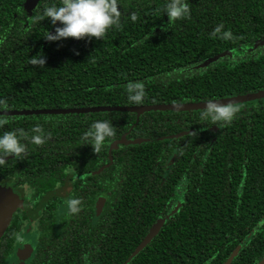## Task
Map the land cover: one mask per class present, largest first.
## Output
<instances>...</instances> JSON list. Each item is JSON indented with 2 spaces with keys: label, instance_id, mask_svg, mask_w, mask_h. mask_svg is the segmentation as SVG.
Masks as SVG:
<instances>
[{
  "label": "trees",
  "instance_id": "obj_1",
  "mask_svg": "<svg viewBox=\"0 0 264 264\" xmlns=\"http://www.w3.org/2000/svg\"><path fill=\"white\" fill-rule=\"evenodd\" d=\"M52 2L59 0H0V99L8 105L0 111L7 121L0 133L10 130L12 118H23L15 128L30 136L39 124L60 143L81 118L85 126L91 118L111 120L118 136L135 112H23L204 102L264 88V43L253 47L264 38V0H186L189 18L171 23L162 11L167 0H123L120 27L103 39L49 42L43 35L53 26L34 17ZM129 12L137 14L135 22ZM220 23L232 40L209 35ZM38 51L45 67L27 63ZM129 80L144 83V103L127 102ZM235 105L228 125L201 122V110L145 112L155 121L149 132L138 133L139 122L132 129L139 139L118 142L120 148L110 142L109 157L94 153V169L104 160L108 167L100 168L109 176L108 194L92 210L94 235L107 234L108 252L86 255L93 240L85 234L81 250L69 243L60 259L46 261L38 252L33 263L223 264L237 250L230 264H257L264 254V99Z\"/></svg>",
  "mask_w": 264,
  "mask_h": 264
},
{
  "label": "flooded vegetation",
  "instance_id": "obj_2",
  "mask_svg": "<svg viewBox=\"0 0 264 264\" xmlns=\"http://www.w3.org/2000/svg\"><path fill=\"white\" fill-rule=\"evenodd\" d=\"M245 108L249 109V106ZM79 114L91 113L77 115ZM133 114V123L129 128L107 141L102 147L101 151L106 153L105 157L111 154L110 142L118 144L122 138L129 141L139 139L138 136H134L136 131L132 133L134 125L139 122L141 126L138 133L151 130L155 122L151 115L142 117L145 112ZM90 120L91 118H88L85 126L81 118L78 127L74 126V132L59 136L60 143L53 142L50 136L39 146L23 141L27 145V155L19 160L11 156L6 157L5 167L0 166V186L7 191L13 204L9 223L0 236V264H34L38 252L44 253L43 258L46 261L53 262L52 257L57 256L56 258L60 259L58 255L63 253V249L69 243L75 248L79 246L80 249L79 240L82 237L87 238L86 235L91 236L93 240L88 245L90 250L85 249L86 255L88 252L92 254L108 252L105 250H108L109 245H104L107 234L101 233L95 237L93 229L97 223L92 210L98 199L108 194V191L104 192L103 184L109 176L102 173L104 168H108L105 167L107 165L105 160L94 169L95 160L91 145L83 144L81 140L83 132L92 122ZM19 121L25 120L12 118L10 130L15 129ZM143 124L146 128L142 126ZM42 130L44 132V129ZM116 146L120 148L119 144ZM170 163L171 160H167L165 172L169 169ZM188 164L189 162L185 166L187 172ZM199 170H203L202 163ZM99 173L101 176H97ZM183 181L185 187L187 181ZM76 197L82 201L83 207L78 214L69 215L66 201ZM170 197L174 198V195ZM104 206L105 204L101 206V210ZM85 219L90 220L88 224L83 223ZM94 241L97 242L95 251Z\"/></svg>",
  "mask_w": 264,
  "mask_h": 264
},
{
  "label": "clouds",
  "instance_id": "obj_3",
  "mask_svg": "<svg viewBox=\"0 0 264 264\" xmlns=\"http://www.w3.org/2000/svg\"><path fill=\"white\" fill-rule=\"evenodd\" d=\"M124 4L123 0H59V3L41 4L34 20L41 22L48 19L53 26L52 31H46L44 39L49 42H58L67 38L73 39H103L111 29H118L121 24ZM163 14L167 15L169 23L190 16L189 4L186 0H167L163 5ZM128 18L135 22L138 16L135 12L127 13ZM57 22H59L57 24ZM223 29V30H222ZM210 36L223 40H232V33L224 29L222 23L214 26ZM78 54V53H76ZM27 63L32 66L45 67L46 57L42 51L29 56ZM127 102L142 104L145 102L144 83L139 80H129L123 86ZM204 107L199 112V119L206 124L223 123L228 125L235 118L239 106L233 103H221L219 100L207 98ZM8 107L4 99H0V111ZM5 119H0V127L6 124ZM31 135L22 128L6 130L0 133V166L6 164V157L23 159L27 155L28 141L34 145H43L50 134L44 133L39 124L33 125ZM116 135L115 125L109 119H96L91 122L83 132V144L91 145L94 153H99L105 143ZM83 207L82 201L69 198L66 208L69 215L78 214Z\"/></svg>",
  "mask_w": 264,
  "mask_h": 264
},
{
  "label": "water",
  "instance_id": "obj_4",
  "mask_svg": "<svg viewBox=\"0 0 264 264\" xmlns=\"http://www.w3.org/2000/svg\"><path fill=\"white\" fill-rule=\"evenodd\" d=\"M37 0H28V4H33ZM264 38L260 41H257L253 47L258 44H263ZM223 56V54H219L212 58L206 59L203 63L198 66L207 65L209 62L216 60L217 58ZM264 99V88L258 90L254 93H246L243 95H237L232 97L215 99L219 100L221 103H244L254 100ZM204 107L203 102H188V103H178V104H155V105H144V106H94V107H83V108H54V109H43V110H35V111H25L24 114H78V113H98V112H135L136 114H140L147 111H190V110H201ZM21 113V112H20ZM1 114V113H0ZM6 114H14V112H7ZM137 141V140H136ZM118 142L126 143L125 139L122 138ZM114 146L117 144L113 143ZM9 195L6 190H4L0 186V236L3 234L6 226L9 223V219L12 212L13 204L9 200ZM237 250H234L230 256L226 259L223 264H230L232 259L236 256ZM257 264H264V254L257 262Z\"/></svg>",
  "mask_w": 264,
  "mask_h": 264
}]
</instances>
